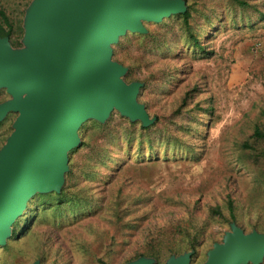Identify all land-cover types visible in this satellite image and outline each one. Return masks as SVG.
<instances>
[{"label": "rangeland", "instance_id": "obj_1", "mask_svg": "<svg viewBox=\"0 0 264 264\" xmlns=\"http://www.w3.org/2000/svg\"><path fill=\"white\" fill-rule=\"evenodd\" d=\"M184 1L188 24L184 12L143 22L111 46L121 80L140 85L149 123L117 109L85 120L58 189L30 198L0 264H172L186 255L207 264L234 227L264 234V138L254 136L264 131V65L232 80L244 44L264 30V0ZM34 2L0 0L14 52L32 48ZM9 101L1 87L0 106ZM19 117L0 118V152Z\"/></svg>", "mask_w": 264, "mask_h": 264}, {"label": "water", "instance_id": "obj_2", "mask_svg": "<svg viewBox=\"0 0 264 264\" xmlns=\"http://www.w3.org/2000/svg\"><path fill=\"white\" fill-rule=\"evenodd\" d=\"M185 11L184 0H35L26 21L32 48L14 52L9 38H0V88L14 98L0 106V118L20 114L0 152V248L30 198L58 189L85 120H105L117 109L149 123L137 102L140 85L121 80L125 69L111 63V46L127 31L143 32V22ZM263 255L264 234L234 227L207 264H257Z\"/></svg>", "mask_w": 264, "mask_h": 264}, {"label": "crops", "instance_id": "obj_3", "mask_svg": "<svg viewBox=\"0 0 264 264\" xmlns=\"http://www.w3.org/2000/svg\"><path fill=\"white\" fill-rule=\"evenodd\" d=\"M261 43L262 47L257 48L256 44ZM241 49L240 58L243 64L238 65L237 69L233 70L232 80L234 84H240L243 80L249 77L248 68H254L257 65H264V30L260 34H255L254 38L244 44ZM245 65L247 67H245Z\"/></svg>", "mask_w": 264, "mask_h": 264}, {"label": "trees", "instance_id": "obj_4", "mask_svg": "<svg viewBox=\"0 0 264 264\" xmlns=\"http://www.w3.org/2000/svg\"><path fill=\"white\" fill-rule=\"evenodd\" d=\"M238 5L244 6L246 5V2L241 1V0H234ZM182 17L184 18V21L186 24L189 23V19L191 18V14L189 13L188 10H186L183 14ZM13 24L10 22L7 14L3 11V9L0 7V38H9V40H12L13 37ZM197 43V41H196ZM188 96L190 95V92L187 94ZM187 97V96H186ZM186 100V98H185ZM263 116H264V111H263ZM254 136L259 137V138H264V131H262L260 128H256ZM230 210L232 211L233 215V207L230 204ZM157 237L154 236L153 240L157 241ZM196 240L193 239V242ZM153 258H157V255L151 254L148 255Z\"/></svg>", "mask_w": 264, "mask_h": 264}, {"label": "built area", "instance_id": "obj_5", "mask_svg": "<svg viewBox=\"0 0 264 264\" xmlns=\"http://www.w3.org/2000/svg\"><path fill=\"white\" fill-rule=\"evenodd\" d=\"M256 47H257V48H260V47H262V44H261V43H257V44H256Z\"/></svg>", "mask_w": 264, "mask_h": 264}]
</instances>
